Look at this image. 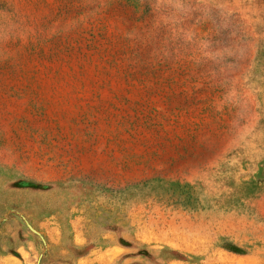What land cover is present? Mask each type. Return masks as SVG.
<instances>
[{"label": "rangeland", "instance_id": "rangeland-1", "mask_svg": "<svg viewBox=\"0 0 264 264\" xmlns=\"http://www.w3.org/2000/svg\"><path fill=\"white\" fill-rule=\"evenodd\" d=\"M0 264H264V0H0Z\"/></svg>", "mask_w": 264, "mask_h": 264}]
</instances>
